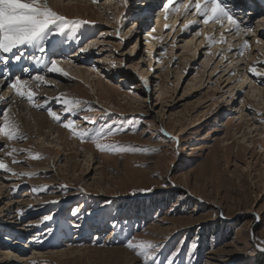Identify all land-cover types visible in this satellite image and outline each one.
Returning a JSON list of instances; mask_svg holds the SVG:
<instances>
[{
    "label": "rangeland",
    "instance_id": "374dc122",
    "mask_svg": "<svg viewBox=\"0 0 264 264\" xmlns=\"http://www.w3.org/2000/svg\"><path fill=\"white\" fill-rule=\"evenodd\" d=\"M52 1L49 6L57 13L89 23L70 28L64 37H50L55 42L49 49L67 55L73 65L89 67L92 80L101 83L100 95L88 85L86 93H62V85L77 83L45 75L34 97L45 108H35L5 87L11 100L45 114L60 128L65 129L47 108L63 122L73 120L77 128L91 131L81 142L65 129L76 144L70 147L50 144L36 132L13 141L0 135V159L13 172L30 174L0 171L6 183L0 185V211L12 204L0 213V254L20 257L1 264H23L25 255L30 264H142L125 246L133 237L159 246L158 264L169 259L175 264H264V252L257 249L264 241V220L254 219L264 217V117L258 115L264 113V99L250 92L251 85L264 90V76L258 79L248 71L256 66L264 72V11L258 19L250 17L246 26L253 31L247 35L231 37L224 28L209 30L199 23L182 31L183 16L158 34L155 14L146 25L136 15L139 0H58L60 8ZM77 7L90 9L77 16ZM190 40V48L202 41L193 54L183 49ZM245 40L249 48L242 49ZM81 47L87 51L80 52ZM240 56L242 61L233 60ZM21 74L12 72L7 82L44 75ZM65 99L81 105L67 112ZM88 117L95 123L89 124ZM10 118L15 123L16 116ZM98 132L104 143L135 151L101 153L90 142ZM86 147L94 152L91 157L84 155ZM13 148L23 150L12 153L17 163L5 154ZM30 153L41 158L33 160ZM69 249L78 258L48 257ZM80 249L87 251L83 255Z\"/></svg>",
    "mask_w": 264,
    "mask_h": 264
},
{
    "label": "snow or ice",
    "instance_id": "6c2138e0",
    "mask_svg": "<svg viewBox=\"0 0 264 264\" xmlns=\"http://www.w3.org/2000/svg\"><path fill=\"white\" fill-rule=\"evenodd\" d=\"M93 3H100L102 0H92ZM127 0H125V4ZM176 5V0H166L162 11L165 14V18L170 12L179 13L181 9L185 14H188L192 9L195 11L193 15L202 17V20H193L184 23L182 27L183 30H188L192 25L195 24H205L209 22L214 24H219L221 28L227 26L229 29V34L231 35H247L253 31L252 28L248 26L241 27L242 22L239 21L234 15L221 6L219 0H180V3ZM89 21L86 20H69L66 16L61 15L54 11L48 3V0H0V63L5 65L11 63H20L26 56V51L32 49V55H28L27 59L33 63L44 64L47 72L58 73L64 76H68V73L64 71L59 65L65 61L59 59H48V51L45 47L46 42L52 36H62L70 28L75 30L79 28L82 24H88ZM168 28V25H165ZM155 31V29H153ZM196 35H200V32H196ZM224 35H221V40L223 41ZM260 43V41H257ZM249 48V42L244 41L242 49ZM80 52L87 51L86 48L81 47ZM239 55H243V50L239 52ZM115 66V65H114ZM127 67V64L124 65ZM250 73L255 75L258 79L264 76V72L257 71L256 66H252L248 69ZM235 75V73H232ZM36 82L37 87L46 83L45 77L40 74L34 75L30 80H23L19 77H12L10 82L6 83L7 89L13 91L16 96L25 99L32 107L35 108H45V104L37 103L34 99L36 93L31 89V84ZM5 81L0 80V86H4ZM147 86V82H145ZM2 99V97H0ZM66 106V111L71 112L73 109L79 108L81 101L79 100H68L63 101ZM47 114L54 120L61 123L62 127L69 130L73 137L79 138L81 142L89 139L90 129H79L76 127V122L73 120H68L63 122L61 116L57 114L56 111L51 108H47ZM91 107L88 111H91ZM258 115L264 117V113H258ZM89 124H94L95 121L88 117L86 118ZM0 135L6 138L8 141L13 140H23L26 137L19 131V126L11 121L9 116V109H4L2 114H0ZM261 123H264V118L261 119ZM103 130V129H102ZM104 138L98 132L96 135L90 138V142L93 143L98 151L101 153H113L121 151H135L130 148H119L116 145H111L103 142ZM7 145H5V148ZM0 151L4 149L0 148ZM23 151L18 149H11V151L6 152L8 156H12V153ZM152 152H157L159 149H152ZM31 155V153H30ZM33 160L40 159L38 155H31ZM15 156H12V163H17ZM0 171L11 173L12 175H24L29 176V173H15L12 169L0 159ZM167 187L168 185H162ZM66 187V186H65ZM46 190V189H45ZM36 191V189H33ZM144 191H151L146 189ZM57 201H52L56 203ZM75 214V213H74ZM223 213H221V216ZM51 216H45L44 220H50ZM254 219L257 222L264 220V217L256 216ZM51 232V229H49ZM125 246L135 251L136 255L142 258V264H158L156 253L159 250L158 245H154L147 241H136L135 238L127 239ZM257 249L264 252V241L257 245ZM167 264H175L173 259H169Z\"/></svg>",
    "mask_w": 264,
    "mask_h": 264
},
{
    "label": "bare ground",
    "instance_id": "6f19581e",
    "mask_svg": "<svg viewBox=\"0 0 264 264\" xmlns=\"http://www.w3.org/2000/svg\"><path fill=\"white\" fill-rule=\"evenodd\" d=\"M57 1L58 0L52 1L51 4H53V6H55L56 8H60V4ZM161 1L162 0H147L146 2H142L141 0H139L136 2L137 9H138L136 15L144 18V20H143L144 25L147 24V21L150 19L151 15H154V14L156 15L157 25H156L155 31L158 34H161V32L165 28L166 24L168 25V27H170V26L173 27V26H176V24L178 22L180 23V21H181L180 17L181 16L185 17L184 23L189 22V21H193V19L195 17L196 18L199 17L197 15L192 14V11H195L194 9H192L188 14H185L183 12V9H181V11L179 13H174L170 10V12L167 16V19H166L165 14L162 11L163 7L161 5ZM249 1L252 2V0H249ZM185 2H187V0H185ZM194 2H195V0H193V3ZM219 2L221 3L222 7H224L226 10L230 11L234 15L235 18H237L239 21L242 22L241 27H244V26L250 24V22H249L250 17L255 16L254 18L256 19L257 16L261 12L264 11V9L262 7L254 8V5H256L254 3H251V4L248 3L247 4L246 0H219ZM179 3H180V0H176V5H174L173 7L177 6ZM158 4H160V5H158ZM263 4H264V2H263ZM152 5L153 6L158 5L159 7L155 6V10H154V9L150 8ZM248 5L251 7H248ZM141 6H143V7H141ZM141 8H143V10H141ZM89 9H90L89 7H85V8H81V7L78 8L77 7L76 10L74 11V13L77 14V16H80V14H82L84 11L85 12L89 11ZM236 9H239V10L237 11ZM65 10H67V9H65ZM259 18H261V17H259ZM199 20H202V18L199 17ZM262 20L263 19L261 18L260 21H262ZM261 23L257 24V28L263 27V25ZM207 27L209 28V30H211V29H217L218 30V28H221V26L219 24H214L212 22H209L207 24ZM223 28H224L226 33H229V29L227 26H225ZM224 30L221 31V33L224 32ZM221 33H219V34H221ZM102 34H106V32L105 33L103 32ZM64 36H65V34L63 35V37ZM237 36H239V35H237ZM63 37H61L60 39H62ZM231 37H234V35H231ZM193 41L194 40H192V41L190 40L189 42L186 43L185 46H183V49H189L192 54L195 52V50H198L199 47L202 45V41H201L198 45L195 43V45L190 48V46H192V43H194ZM53 42H55V39L49 38V41H47L46 45H45L47 51H49L48 58L49 59L54 58V59H59V60L65 61L60 66L63 70H65L70 75L68 74V76H64V75H61L58 73H49V72H47L44 64L33 63L31 61H29L28 64H25V61L22 60V62L15 63V64L11 63V62L7 65L0 63V78L4 77L5 79H8L9 75L16 70H19L20 72H22V74H21L22 76L23 75H29L30 73L27 74L29 71H32V72L40 71L44 74L43 76L47 75L48 77H53L57 80H66L68 82H76L77 83V86L62 85V88L60 89V92H62V93H71V94L72 93L74 94V92L86 93V88L84 87V85H88L91 88V90L94 92V95L96 97H98L100 95V84L101 83H100V81L92 80L94 73L90 71L91 69L89 67H86L85 65H81V64L73 65L74 61L72 62V60H71V62H67L68 61L67 55L60 54V53L57 54L56 52H53V49H49L50 45ZM59 42H60V40H59ZM68 43L69 42H67V44ZM51 47H53V46H51ZM26 54L32 55L34 53H33L32 49H28L26 51ZM234 56L235 55L233 54V57ZM235 59H239V61L243 60V58L241 56L238 58H233V60H235ZM69 60H70V58H69ZM205 63L208 64V60H206ZM75 64H76V62H75ZM24 65H27L28 69L24 70V68H26ZM246 80H247V77L244 74L242 84H241L242 87H243V83H245ZM7 81H9V79L5 80L4 86H0V97H2V99H0V108H5L7 106L9 107L8 108L9 114H10V116H13V115L16 116L15 124H17L19 126V130H21L23 135L28 134L29 136H32V134L34 132H36L37 136H39V139H41L43 136V139L46 138V141H48L50 144H55L58 146H65V147H70L71 144H73V146L74 145L76 146V144L72 143L69 140L68 133L66 131H64L65 129H62L59 126L55 125L52 121H50V119L45 114L37 113V112H35V110L31 111L29 109H26V107H24V105L22 103H20V101H18L16 103L13 100H11L10 98L12 95L10 96L7 92H3L5 87H6ZM80 82H82L83 84H81ZM31 89L35 92V90H38L39 88L35 84H33V85L31 84ZM250 92H251L252 97H254V98L259 97L260 99L261 98L264 99V90L263 89H259L258 87L251 85L250 86ZM36 93H38V92L36 91ZM39 94H42V93H39ZM13 97H14V95H13ZM2 111L0 110V114H2ZM49 136H52L53 138L51 140H48ZM93 154H94V152H92V150H90L89 147H86V151H84V155L91 157ZM46 170H48V169H46ZM5 184L6 183L4 181H0V185L2 187H4ZM0 190H2V188H0ZM11 205L12 204L8 202L6 204V208H3L0 211V213H2L5 210L7 212V210L12 208ZM109 237H108V239H109ZM75 251H76L75 249H73V250L69 249L66 251H57L55 254H51L48 257L54 258L56 256L55 257L56 260H59V259L65 260L66 259L67 261H69V260L75 259L77 257V256L73 257V254L75 253ZM78 251L84 255L85 252H83V251H87V249H80ZM7 259L11 260V262H14V261H17V259L20 260V257L17 254H11L9 252H2V254H0V264H1V262L5 261ZM30 260H31V258L27 257L26 255L21 257V262L23 264H28L30 262Z\"/></svg>",
    "mask_w": 264,
    "mask_h": 264
}]
</instances>
